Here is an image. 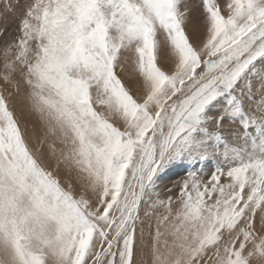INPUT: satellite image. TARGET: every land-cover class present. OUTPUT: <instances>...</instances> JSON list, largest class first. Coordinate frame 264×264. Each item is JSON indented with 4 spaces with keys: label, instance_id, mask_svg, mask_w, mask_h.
Returning a JSON list of instances; mask_svg holds the SVG:
<instances>
[{
    "label": "snow or ice",
    "instance_id": "snow-or-ice-1",
    "mask_svg": "<svg viewBox=\"0 0 264 264\" xmlns=\"http://www.w3.org/2000/svg\"><path fill=\"white\" fill-rule=\"evenodd\" d=\"M0 264H264V0H0Z\"/></svg>",
    "mask_w": 264,
    "mask_h": 264
}]
</instances>
